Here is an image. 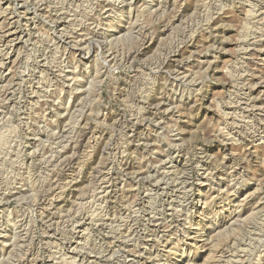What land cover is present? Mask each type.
<instances>
[{"label":"rangeland","instance_id":"374dc122","mask_svg":"<svg viewBox=\"0 0 264 264\" xmlns=\"http://www.w3.org/2000/svg\"><path fill=\"white\" fill-rule=\"evenodd\" d=\"M0 264H264V0H0Z\"/></svg>","mask_w":264,"mask_h":264}]
</instances>
